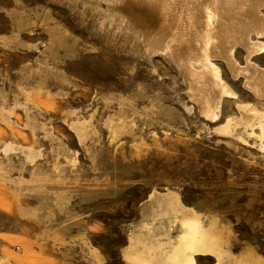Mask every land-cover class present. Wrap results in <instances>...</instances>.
Listing matches in <instances>:
<instances>
[{"label": "rangeland", "instance_id": "rangeland-1", "mask_svg": "<svg viewBox=\"0 0 264 264\" xmlns=\"http://www.w3.org/2000/svg\"><path fill=\"white\" fill-rule=\"evenodd\" d=\"M198 1L179 61L123 0H0V264H264V34Z\"/></svg>", "mask_w": 264, "mask_h": 264}, {"label": "bare ground", "instance_id": "bare-ground-1", "mask_svg": "<svg viewBox=\"0 0 264 264\" xmlns=\"http://www.w3.org/2000/svg\"><path fill=\"white\" fill-rule=\"evenodd\" d=\"M153 3L156 4L157 9L162 10L167 8L169 11L163 13L164 16H162V14H154L153 9L150 10L151 13L149 12H144L145 10L142 11V9L138 8L136 9L135 7L137 5H135V7L131 4V2L129 1H125L123 0V6L121 5V10L122 13L125 14L128 18L131 19V21L133 22V26L134 27H138V29L140 30V37L144 42H148L149 45L152 44V46H156L154 49H158L160 48V50L164 51L167 49H171L172 52L174 54H176L175 56L177 57L178 53L181 51L178 48L173 49V46L171 47L169 45V42H175V36L177 34V29L179 27H187V23L185 21V16L182 14L183 11L181 10L182 6H184L185 8L191 5H195L198 6L199 1L198 0H152ZM264 0H246L248 6H247V10L246 11H238V9L236 8L235 11H226L228 12L229 17H232L235 23H241L243 21H245L246 25H249V27L252 26V28L254 29L255 32H257L260 35L264 34V19L261 17V15L258 13L259 12V8L261 6H264V4L262 5ZM143 3V2H142ZM153 3L151 5H153ZM154 4V5H155ZM150 5V6H151ZM194 7V6H193ZM149 10V9H148ZM158 10V11H159ZM161 12V11H160ZM162 13V12H161ZM230 13H232V15H230ZM162 16V17H161ZM242 18H245L244 20ZM129 19V20H130ZM190 24V23H189ZM240 24V25H241ZM132 26V27H133ZM207 27V26H206ZM189 28V27H188ZM228 28H230L228 26ZM163 29V30H162ZM191 31V32H190ZM189 32L194 35L196 33H193L192 30H190ZM251 31V30H250ZM253 31V32H254ZM190 37V35H189ZM197 38H199L197 36ZM140 39V40H141ZM183 39V38H181ZM196 39V36L193 38L191 37L190 42H193V40ZM210 39V38H209ZM212 39V38H211ZM198 40V39H197ZM138 41V40H137ZM142 41V42H143ZM186 41V40H185ZM200 41V39H199ZM243 41V44L245 45V42L247 43L248 41ZM245 41V42H244ZM242 43V42H241ZM145 44V43H144ZM248 44V43H247ZM247 48V47H246ZM249 49V48H248ZM154 51V50H153ZM252 51V50H251ZM168 52V51H166ZM171 51L169 50V53ZM253 52V51H252ZM171 54V53H170ZM250 54V52L248 53ZM252 54V53H251ZM172 56V55H171ZM227 61L230 65V67L232 68V58L231 55H227L226 56ZM177 59L180 61L179 57H177ZM173 60V59H172ZM175 60V59H174ZM234 64V63H233ZM233 70L236 68H232ZM238 69V68H237ZM239 70V69H238ZM237 71V70H236ZM233 72V71H232ZM250 72L251 74L250 77L247 75V73ZM248 72L246 71L245 74L249 77V79H251L254 82H260V83H264V70L261 69H257L254 67H250L248 69ZM214 74V73H213ZM233 74V73H232ZM242 74V73H241ZM196 78H194V84L196 86H205V82L202 81V76L197 75L195 76ZM216 77V76H215ZM213 80V79H212ZM214 82V80H213ZM220 82V81H219ZM251 82V81H250ZM222 84V83H221ZM257 84V83H256ZM259 84V83H258ZM212 85V84H211ZM216 85V84H215ZM213 86V85H212ZM217 86V85H216ZM219 86V85H218ZM254 86V85H253ZM220 87V86H219ZM222 88V87H221ZM217 89V88H216ZM223 89V88H222ZM225 89V88H224ZM258 89V88H256ZM202 91V90H201ZM212 91L211 86L208 87V85L206 86V93ZM257 91V90H254ZM253 91V92H254ZM215 92V90H214ZM212 93V92H211ZM222 93V92H221ZM220 93V94H221ZM257 93V92H256ZM223 94V93H222ZM201 95V94H200ZM210 95V94H209ZM212 95V94H211ZM207 96V95H206ZM213 100V99H212ZM216 103V102H215ZM218 103V102H217ZM197 235V229L196 227L193 228L192 230V234H191V238L189 239V241H194V239L196 238ZM190 264H194V261L191 260Z\"/></svg>", "mask_w": 264, "mask_h": 264}]
</instances>
